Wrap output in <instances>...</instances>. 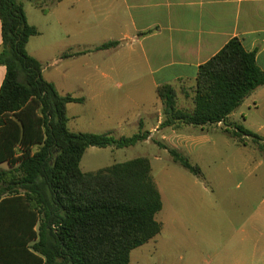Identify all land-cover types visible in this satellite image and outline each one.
<instances>
[{"label": "trees", "instance_id": "1", "mask_svg": "<svg viewBox=\"0 0 264 264\" xmlns=\"http://www.w3.org/2000/svg\"><path fill=\"white\" fill-rule=\"evenodd\" d=\"M37 3L38 0H32ZM6 74L0 88V264H130L131 254L162 231L157 215L162 196L148 157L84 173L90 147L128 149L149 132L115 138L76 133L69 127L68 106L85 98L61 94L43 77L41 62L27 46L40 35L30 24L22 0H0ZM111 41L96 48H117ZM264 71L256 52L233 38L198 71L193 111L178 107L172 85L156 92L163 104L161 128L205 127L228 118L258 89ZM225 133L238 143L253 141L264 152V138L237 123ZM174 163L197 177L201 168L179 151L168 149Z\"/></svg>", "mask_w": 264, "mask_h": 264}, {"label": "rangeland", "instance_id": "2", "mask_svg": "<svg viewBox=\"0 0 264 264\" xmlns=\"http://www.w3.org/2000/svg\"><path fill=\"white\" fill-rule=\"evenodd\" d=\"M22 2L30 24L40 31V35L30 39L27 50L41 62L44 79L56 80L61 90L89 98L91 93L88 81L93 83V80H97L99 70L136 69L133 67L135 57L130 60L126 49L119 53L95 50L112 38L118 39L121 36L124 9L116 8L115 3L101 5L99 0ZM75 46L91 51L77 59L64 57L67 50H76ZM119 74L113 77L116 82L123 84L136 79L138 81L134 83L144 84L148 80L147 77L143 78L144 70L140 66L136 74ZM259 93L236 111L235 122L264 138V96L259 97ZM116 95L117 98L109 99L112 104L128 105L121 94L116 92ZM148 98L147 101L150 100ZM141 107L137 101L131 102L127 107L130 109L129 116L140 112ZM106 110L97 101L71 104L68 112L69 127L76 133L94 134H106L117 129L118 124L109 123L105 118ZM139 132L138 125H123L119 132L112 134L119 139ZM157 137L152 138L148 146L139 144L128 149L90 147L81 162L84 173H95L137 157H148L151 161L153 176L164 204L157 215L163 228L156 238L132 252L130 264H237L232 253L237 244L230 240L236 229L232 217L247 210L248 206L237 203L236 199L246 189L243 182L251 180L250 171L241 164L252 165L260 159L258 152H255L258 146L254 144V148L250 140L251 146L244 149L237 144V140L222 131L214 135L197 134L193 141L192 138L188 140L186 145L190 144V147L187 149L185 145H176L184 148L178 149L183 156L201 168L203 176L197 177L175 164L169 151L166 152L159 145L166 144L165 132L159 133ZM182 137L190 139L188 134ZM183 138L173 139V142ZM241 151L242 155L239 153ZM1 169H7L6 165H1ZM253 176L264 181V166ZM203 181L212 184L215 190L207 192ZM212 185L209 187L212 188ZM209 215H216L218 219L210 245L201 235L202 220Z\"/></svg>", "mask_w": 264, "mask_h": 264}, {"label": "crops", "instance_id": "3", "mask_svg": "<svg viewBox=\"0 0 264 264\" xmlns=\"http://www.w3.org/2000/svg\"><path fill=\"white\" fill-rule=\"evenodd\" d=\"M99 2L101 5L112 2L115 3L116 8L124 9L121 18L123 26L121 36L118 39H111L120 42V45L107 50L119 53L126 49L130 60L135 57L133 67H136V69L99 70L98 79L93 80V83L88 81L91 96L89 98L83 96L82 98H85L83 104H87L89 100L97 101L101 107L107 109L105 118L108 122L119 125L117 129L106 134L113 136L112 133L119 132L123 125H138L140 132L150 133L149 139L140 144L148 146L152 138L158 139L157 135L165 132L166 144H162L168 149L179 151L180 148L182 150L184 148L176 145H185L187 149L190 147V144L186 145L188 140L192 138L193 141L197 134L214 135L219 131L225 133L227 124L236 123L235 111L230 115L227 123L205 127L178 125L161 128L164 121L163 104L156 90L161 85H172L177 92L178 107L193 111L200 66L218 54L230 40L236 37L241 39L247 52H256L257 64L264 71V0H99ZM118 18L119 15L116 21ZM1 48L0 21V50ZM75 49L67 50L64 57L77 59L91 51V49L84 51L76 46ZM139 66L144 70L143 78H148L144 84L134 83L138 79L131 80L127 84L115 81L113 75H120L121 72L136 74ZM5 74L6 68L0 66V88ZM47 81L54 83L61 94H71L61 90L56 80ZM116 92L126 99L128 105L116 106L109 101L110 98H117ZM258 92H260L259 97H263L264 87L258 89L249 98H253ZM148 96L150 100L147 101ZM133 101H137L142 107L140 112H134L131 117L130 109L127 107ZM112 106L118 109H113ZM69 125L70 119L68 127ZM187 134L190 139L182 137ZM176 138L183 140L173 142ZM250 140L249 138L245 140L246 145L238 142L237 144L246 149L251 146ZM252 146L255 148L254 143ZM255 150L260 159L255 160L252 165L241 164L250 171L251 180L243 182L246 189L236 199L237 203L248 206L247 210L232 217L236 229L230 240L237 244L232 252L237 264H264V181L258 177L253 178L254 173L264 166V153H260L258 148ZM239 153L242 155V151ZM203 184L206 185L207 192L212 193V190H215L212 184H207L206 181H203ZM209 185H212V188ZM217 222L216 215L206 216L202 220L201 235L206 238L208 245L213 239Z\"/></svg>", "mask_w": 264, "mask_h": 264}]
</instances>
